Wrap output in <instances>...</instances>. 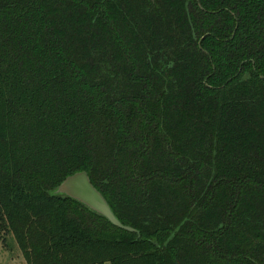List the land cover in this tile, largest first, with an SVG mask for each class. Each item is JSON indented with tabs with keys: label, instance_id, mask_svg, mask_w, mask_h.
I'll list each match as a JSON object with an SVG mask.
<instances>
[{
	"label": "trees",
	"instance_id": "1",
	"mask_svg": "<svg viewBox=\"0 0 264 264\" xmlns=\"http://www.w3.org/2000/svg\"><path fill=\"white\" fill-rule=\"evenodd\" d=\"M86 171L117 219L55 193ZM26 264H264V0H0V237Z\"/></svg>",
	"mask_w": 264,
	"mask_h": 264
},
{
	"label": "water",
	"instance_id": "2",
	"mask_svg": "<svg viewBox=\"0 0 264 264\" xmlns=\"http://www.w3.org/2000/svg\"><path fill=\"white\" fill-rule=\"evenodd\" d=\"M55 193L65 194L85 204L104 216L112 225L129 232L136 230L122 224L114 215L103 195L94 187L86 171L67 176L57 187Z\"/></svg>",
	"mask_w": 264,
	"mask_h": 264
},
{
	"label": "rangeland",
	"instance_id": "3",
	"mask_svg": "<svg viewBox=\"0 0 264 264\" xmlns=\"http://www.w3.org/2000/svg\"><path fill=\"white\" fill-rule=\"evenodd\" d=\"M0 264H26L14 240L9 236L6 243L0 237Z\"/></svg>",
	"mask_w": 264,
	"mask_h": 264
}]
</instances>
